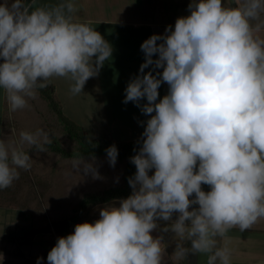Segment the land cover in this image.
<instances>
[{
	"label": "clouds",
	"instance_id": "clouds-1",
	"mask_svg": "<svg viewBox=\"0 0 264 264\" xmlns=\"http://www.w3.org/2000/svg\"><path fill=\"white\" fill-rule=\"evenodd\" d=\"M35 4L0 3V89L12 112L28 107L27 98L53 77L72 81V95L80 94L112 56L95 28L76 22L74 0ZM236 5L191 0L190 14L178 17L174 30L168 25L163 35L141 44L145 60L123 101L150 117L130 158L136 168L128 178L131 195L100 209L95 222L78 223L72 234L59 237L47 264H164L163 236L152 235L158 220L171 222L161 231L174 234L176 264L189 253L206 254L207 264H231L230 249L217 247L216 238L264 219V40L254 36L261 24L252 23L264 16V0ZM162 83L168 92L159 98ZM51 143L43 129L21 131L18 145L0 139V190L19 178L18 169H31L24 145L45 152ZM106 153L114 167L117 147ZM73 166L100 178L83 157Z\"/></svg>",
	"mask_w": 264,
	"mask_h": 264
},
{
	"label": "crops",
	"instance_id": "crops-1",
	"mask_svg": "<svg viewBox=\"0 0 264 264\" xmlns=\"http://www.w3.org/2000/svg\"><path fill=\"white\" fill-rule=\"evenodd\" d=\"M26 2L30 3L31 0ZM61 2L62 0H36L34 7H51ZM190 2L191 0H74L78 8L76 22L87 23L95 28L111 45L112 56L105 61L97 76L89 78L83 92L78 95H72L70 91L72 81L62 77L51 78L50 83L56 88L55 96L64 115L82 126L91 139L131 142L142 138L146 126L144 122L150 117L144 115L134 103L123 102L128 83L140 74V65L145 60L140 46L153 34L163 35L168 25H172L174 30L176 19L190 14ZM223 3L226 7L237 6L236 0H223ZM252 23L254 27L257 23L261 24L259 31H254V36L264 40V16L261 21ZM156 58L158 56L154 55L153 59ZM150 70L152 66L145 69V73ZM155 71L162 72V69ZM158 91L159 98H162L168 92V85L162 83ZM6 103V94L0 89V139L3 135L4 116L7 115ZM140 103L143 105L147 101L143 99ZM79 106L81 110L76 108ZM90 106H93L92 113L95 112L98 116L94 126H88L85 119L74 117L89 116ZM153 174L154 169L149 172L150 176ZM4 190H0V264H26L29 260L43 258L57 240L54 226H49L47 221L40 223L26 207L2 202ZM119 200L92 206L85 213L83 222H95L99 218L100 209L109 204L119 206ZM175 218L176 214L173 215V219ZM169 223L171 222L158 220V229L152 235L163 236L162 242L166 247L164 264H176L172 256L176 247L174 234L161 231ZM216 239L217 247L226 246L230 249L231 264H264V219L243 232L233 228L226 237ZM185 246L190 247V242H186ZM179 264H207V255L189 253L186 260Z\"/></svg>",
	"mask_w": 264,
	"mask_h": 264
},
{
	"label": "rangeland",
	"instance_id": "rangeland-1",
	"mask_svg": "<svg viewBox=\"0 0 264 264\" xmlns=\"http://www.w3.org/2000/svg\"><path fill=\"white\" fill-rule=\"evenodd\" d=\"M4 0H0L3 3ZM9 4L12 0H8ZM28 107L12 112L7 102V115L1 139L19 144L21 131L35 132L43 129L48 132L51 144L45 145V152L24 145L29 152L32 167L30 170L18 169L19 178L11 187L4 190L2 202L26 207L40 223L47 221L49 226L58 229L59 224L75 214L82 198L89 193L102 192L110 187L123 184L127 161L109 164L107 155L95 157L79 156L81 147L66 131L57 114L36 90L35 98H27ZM69 106V105H68ZM71 107V106H69ZM80 109L81 107H76ZM88 111L89 116H74L85 119L88 126H94L98 116ZM81 110V109H80ZM69 111V110H68ZM82 112V111H81ZM92 130L91 132H93ZM63 150L66 154L58 152ZM83 157L93 163L99 172V179L73 166V162ZM203 186V185H202ZM194 198L190 197V199ZM191 209V208H190ZM189 209V210H190Z\"/></svg>",
	"mask_w": 264,
	"mask_h": 264
},
{
	"label": "trees",
	"instance_id": "trees-1",
	"mask_svg": "<svg viewBox=\"0 0 264 264\" xmlns=\"http://www.w3.org/2000/svg\"><path fill=\"white\" fill-rule=\"evenodd\" d=\"M2 62L3 60L0 59V63ZM37 91L39 92L40 96L48 103L51 110L57 114L60 122H62L68 134L75 141H77V143L81 147L78 152L79 156L99 157L107 155L106 149L112 145H115L118 149L117 160L121 162L127 161L123 177V184H121L120 186L110 187L102 192H93L86 194L76 208L75 214L72 217L63 220L59 224L58 229H56L58 239L59 237H66L67 235L72 234L74 232L75 225L83 222L85 213L92 206L115 199H124L131 195L132 189L128 183V178L134 176L136 168L135 165L131 163L130 158L137 154L139 148L141 147L142 138L131 142H117L113 139H91L82 126L78 125L64 115L62 106L55 96L56 88L52 83H50L46 88L37 89ZM58 152L62 153L65 156L67 154L61 149ZM208 189V185L202 186V190H204L205 192H207ZM192 207H198V205H193ZM56 242L57 240L52 244L48 252L56 244ZM48 252L43 257L42 264H47ZM36 261L37 260H29L26 262V264H36Z\"/></svg>",
	"mask_w": 264,
	"mask_h": 264
}]
</instances>
